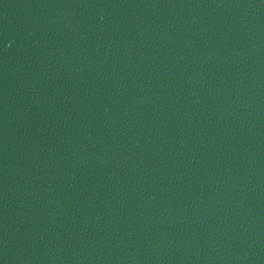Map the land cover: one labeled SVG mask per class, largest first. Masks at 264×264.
<instances>
[{"label":"water","instance_id":"water-1","mask_svg":"<svg viewBox=\"0 0 264 264\" xmlns=\"http://www.w3.org/2000/svg\"><path fill=\"white\" fill-rule=\"evenodd\" d=\"M0 264H264V0H0Z\"/></svg>","mask_w":264,"mask_h":264}]
</instances>
